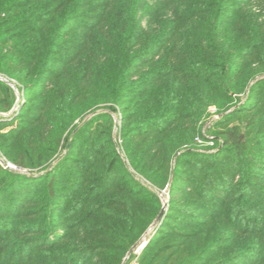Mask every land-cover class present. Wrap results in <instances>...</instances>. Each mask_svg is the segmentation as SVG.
Listing matches in <instances>:
<instances>
[{"label": "trees", "instance_id": "obj_1", "mask_svg": "<svg viewBox=\"0 0 264 264\" xmlns=\"http://www.w3.org/2000/svg\"><path fill=\"white\" fill-rule=\"evenodd\" d=\"M0 73V264H122L163 191L139 264H264V0H0Z\"/></svg>", "mask_w": 264, "mask_h": 264}, {"label": "rangeland", "instance_id": "obj_2", "mask_svg": "<svg viewBox=\"0 0 264 264\" xmlns=\"http://www.w3.org/2000/svg\"><path fill=\"white\" fill-rule=\"evenodd\" d=\"M0 76H3V77H6V78H8L6 75H4L3 73H0ZM14 84H15V82L14 81H12ZM15 86L18 88V86L15 84ZM14 90V89H13ZM15 91V90H14ZM18 91H19V89H18ZM15 93H16V91H15ZM19 93L21 94V96H22V92L21 91H19ZM16 96H17V99H18V95H17V93H16ZM245 98L246 97H244L243 98V100L239 103V104H241V103H243L244 101H245ZM17 99H16V101H17ZM22 99H23V96H22ZM13 113V112H12ZM12 113H10L9 115H11ZM95 113H97V112H95ZM95 113H93V114H95ZM8 115V116H9ZM220 117H221V115H220V113L217 111V108L216 107H214V106H212L210 109H209V111H208V114H206V116L204 117V121H205V123H204V126H203V129H202V133H201V137H200V139H197V143L199 144L198 146H199V150H200V152H203V153H208V154H212V153H214V152H216L217 151V149H218V144L219 143H217V136H216V134H214V132H215V130L217 129V127H215L214 126V124L216 123V121H218L219 119H220ZM119 120H116V124H118V127H119ZM117 127V128H118ZM3 162H8V163H11V162H9V161H7L6 160V158H4V157H2L1 156V154H0V164L4 167L5 165H4V163ZM13 166H14V164L13 163H11ZM4 168H6V166L4 167ZM24 172L26 171V170H23ZM163 193L164 194H166V196L163 198L164 199V204H167V201H168V198H169V195H168V193H167V191H163ZM161 196H162V194H160ZM155 222V221H154ZM162 222V221H161ZM161 222L160 223H158V224H152L144 233H143V235L141 236V238L139 239V241L136 243V244H134L131 248H130V250L127 252V254L125 255V257H124V259H123V263L122 264H132L133 263V258H135L134 257V255H133V251H134V249L136 248V246H137V244L141 241V239L142 238H149V242H150V240H151V238L153 237V235L156 233V231H157V228L159 227V225L161 224ZM149 242H148V244H149ZM147 244V245H148ZM147 247V246H146ZM146 247H145V249H146ZM144 249V250H145ZM143 250V251H144ZM143 251H142V253L139 255V257H138V259H137V261H136V264H139L140 263V257L142 256V254H143ZM130 256V259H128L127 260V257H129ZM132 261V262H131Z\"/></svg>", "mask_w": 264, "mask_h": 264}, {"label": "built area", "instance_id": "obj_3", "mask_svg": "<svg viewBox=\"0 0 264 264\" xmlns=\"http://www.w3.org/2000/svg\"><path fill=\"white\" fill-rule=\"evenodd\" d=\"M0 80L1 81H3V82H6V83H8L15 91H16V93H17V95H18V99H17V101H16V105L13 107V109H12V111L10 112V113H12V112H15V111H17L18 110V105H19V103L21 102V100H22V96H21V94L19 93V91H18V88L15 86V84L9 79V78H6V77H3V76H0ZM10 113H3V115L4 116H8ZM4 163V165L6 166V168H10V169H13V170H15V171H22V172H24L23 170H21V169H19L18 167H16L15 165L13 166L11 163H8V162H3ZM4 166V167H5ZM26 172V171H25ZM149 240V238H142L141 239V241L137 244V246H136V248L134 249V251H133V255H134V257L135 258H133V263L132 264H136V261H137V259H138V257H139V255L142 253V251L145 249V247L147 246V244H148V241ZM128 259H130V256L129 257H127V260ZM131 261V262H132Z\"/></svg>", "mask_w": 264, "mask_h": 264}, {"label": "water", "instance_id": "obj_4", "mask_svg": "<svg viewBox=\"0 0 264 264\" xmlns=\"http://www.w3.org/2000/svg\"><path fill=\"white\" fill-rule=\"evenodd\" d=\"M117 127H118V124H116V128H117ZM166 209H167V206H166V204H164V206H163V208H162L160 214H159L158 217L156 218L154 224H158V223H160V222L163 220V218H164V216H165V213H166Z\"/></svg>", "mask_w": 264, "mask_h": 264}]
</instances>
